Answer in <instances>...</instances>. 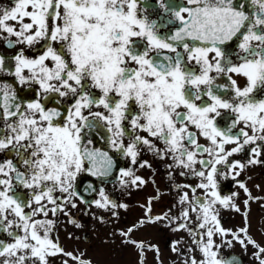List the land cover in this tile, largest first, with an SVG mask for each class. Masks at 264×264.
I'll list each match as a JSON object with an SVG mask.
<instances>
[{"label": "snow or ice", "instance_id": "snow-or-ice-1", "mask_svg": "<svg viewBox=\"0 0 264 264\" xmlns=\"http://www.w3.org/2000/svg\"><path fill=\"white\" fill-rule=\"evenodd\" d=\"M0 40L15 48L12 67L0 54V72L37 92L25 98L0 84V264H92L62 246L59 218L79 226L72 209L81 201L119 217L128 204L113 201L104 182L122 155L131 166L118 168L119 183L146 184L135 171L152 167L142 151L169 161L179 210L153 215L148 196L145 214L117 229L140 264L146 249L157 259L160 250L133 233L160 220L192 238L183 264H242L221 252L234 241L254 246L264 264V244L248 231L256 198L239 178L264 164V0H12L0 5ZM82 172L98 187L86 181L82 193ZM220 177L247 194L243 208L239 193L221 195ZM218 207L242 212L244 226L224 227Z\"/></svg>", "mask_w": 264, "mask_h": 264}, {"label": "flooded vegetation", "instance_id": "flooded-vegetation-1", "mask_svg": "<svg viewBox=\"0 0 264 264\" xmlns=\"http://www.w3.org/2000/svg\"><path fill=\"white\" fill-rule=\"evenodd\" d=\"M11 2L12 0H0V5L6 6L11 4ZM25 49L29 55L38 51L35 46L30 49L25 46ZM14 51L15 48L6 46L3 40H0V54L6 57V64L9 67H12L14 64L12 60ZM4 82L13 85V87L18 90L20 96L25 98L37 96L35 85L31 87L28 85H20L13 75L7 72H0V84ZM38 98L49 106L54 103L52 100H45L42 94H40ZM92 138L96 146L108 149V145L104 140L95 137V135H93ZM109 151L110 153L114 152V150L110 149ZM234 156L243 159L246 153L241 152L234 154ZM3 158L4 154L0 152V159ZM115 158L117 159V169L106 179L103 186L113 201L117 203H127L128 208H119V217H114L107 209L98 208L95 205L90 206L81 201L76 208L72 209L73 214L78 216L79 226L70 223L67 217L63 215L60 216L57 225L59 240L66 250L73 251L76 255L83 253L86 258L91 259L92 264H140L138 250L134 245L124 243L117 229L135 223L145 214L143 204L146 203V198L148 196L153 197V215L165 212L169 208H171L169 217L178 213L179 205L177 203V191L174 186L170 187L172 182L167 175V172H171L172 169H166L165 166L169 163L167 159L161 160L150 152L142 151L140 158L149 160L152 167H140L137 165L135 166V171L138 175H142L147 183L141 185L139 188L130 185H121L119 183L118 168L131 166V162L122 155H117ZM239 178L245 181L251 191L252 197L256 198L249 199V234L259 243L264 244V164L248 165L246 169L241 172ZM89 180L92 181V186L94 188L98 187L100 183L98 178L83 172L78 175L77 181L79 190L82 193L86 181ZM153 180H155V183H153ZM183 180V177H178L175 183H181ZM188 182H192V178H189ZM218 187L221 195L239 193V196L233 197V199H235L242 208L244 207L243 200L248 198L247 194L234 182L232 177H220ZM157 190L160 192L159 197L156 195ZM84 195L90 200L97 196L98 193H84ZM218 212L224 227L239 228L244 226L245 221L242 212L223 207H218ZM93 213H95V215H93ZM100 216H104L106 219L100 220ZM174 223L175 222L169 224L167 221L160 220L147 224L133 233L135 239L143 240L146 244H154L160 250L159 258L157 259L154 250L146 249L143 256V264H183V254L191 252L189 245H192V238L187 231L182 229L176 230L173 226ZM69 233H71V235H69ZM53 235L55 236V233H53ZM214 238L218 244L221 243L219 235H216ZM172 241H179L176 247L180 251H172ZM192 246L195 247V245ZM197 251L198 249L192 254L197 255ZM255 251V247L250 245H248L247 250L241 248L233 251H230L228 247L221 246V252L224 254L230 255L232 253H237V260L241 261L242 264H259L253 255ZM52 259L54 260V264H60L59 259ZM65 259H67V257H65ZM70 264H75V261H70Z\"/></svg>", "mask_w": 264, "mask_h": 264}, {"label": "rangeland", "instance_id": "rangeland-1", "mask_svg": "<svg viewBox=\"0 0 264 264\" xmlns=\"http://www.w3.org/2000/svg\"><path fill=\"white\" fill-rule=\"evenodd\" d=\"M251 246V245H250ZM254 247V246H253ZM241 248H243L239 243H237V242H234L233 244H232V246H230V247H228V249L230 250V251H233V250H239V249H241ZM198 253H197V257H199V250L197 251ZM247 254L249 255V253L247 252ZM252 260V259H251ZM256 261L257 262H259V260H257L256 259Z\"/></svg>", "mask_w": 264, "mask_h": 264}, {"label": "water", "instance_id": "water-1", "mask_svg": "<svg viewBox=\"0 0 264 264\" xmlns=\"http://www.w3.org/2000/svg\"><path fill=\"white\" fill-rule=\"evenodd\" d=\"M233 257H235L237 259V256L236 255H232Z\"/></svg>", "mask_w": 264, "mask_h": 264}]
</instances>
